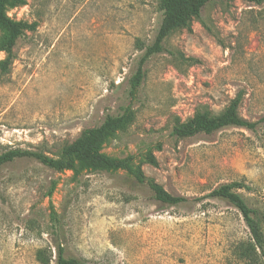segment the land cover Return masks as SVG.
I'll use <instances>...</instances> for the list:
<instances>
[{"label":"rangeland","instance_id":"374dc122","mask_svg":"<svg viewBox=\"0 0 264 264\" xmlns=\"http://www.w3.org/2000/svg\"><path fill=\"white\" fill-rule=\"evenodd\" d=\"M158 2L25 0L7 9L37 26L17 38L11 63L0 67V153L55 156L106 115H130L99 152L130 157L187 202L159 203L122 169L55 171L17 158L0 168V264H41L36 250L56 239L81 264H250L235 255L250 238L242 216L207 195L243 181L250 190L237 191L264 213V2L206 4L144 62L130 95L129 78L161 20ZM237 95L238 114L253 129L171 135L176 118L184 122L197 109L217 114Z\"/></svg>","mask_w":264,"mask_h":264},{"label":"trees","instance_id":"16d2710c","mask_svg":"<svg viewBox=\"0 0 264 264\" xmlns=\"http://www.w3.org/2000/svg\"><path fill=\"white\" fill-rule=\"evenodd\" d=\"M224 0H159L158 8L161 20L157 27L152 43L145 47L140 55L134 73L129 78L130 95L140 84L143 78L142 66L154 53L163 50V40L173 31L188 28L192 18L199 17L201 10L210 2ZM260 4L264 0H248ZM25 0H0V51L4 58L0 60V67L4 71L13 59V47L17 38L25 31L35 30L37 23L22 19H12L7 16V9L23 5ZM240 97L237 95L219 113L211 114L207 109H197L186 121L175 119L171 126V135L177 138L191 137L198 133L210 134L226 127H239L253 129L255 123L248 121L238 114ZM130 115H111L104 117L100 124L84 129L72 142L61 147L55 156H49L39 150L12 148L0 153V168L17 158H32L44 166L55 171L77 169H122L137 184H144L151 191L159 203L173 206L187 202V198L173 195L166 191L162 185L153 179L146 178L139 165H132L131 158H111L99 152L102 141L114 130L130 119ZM145 160L152 166L157 165L153 153L147 152ZM250 190V186L243 181H231L218 185L207 196L222 200L232 205L242 216L250 234L246 242L235 245V255L240 260L250 264H264V213L257 207H251L246 199L237 191ZM51 194L49 191L48 195ZM52 217L55 213L52 211ZM54 250V264H81L74 256H65L64 247L57 239L51 248H40L35 252L36 260L41 264H49Z\"/></svg>","mask_w":264,"mask_h":264}]
</instances>
